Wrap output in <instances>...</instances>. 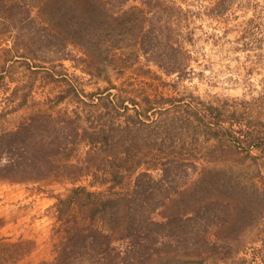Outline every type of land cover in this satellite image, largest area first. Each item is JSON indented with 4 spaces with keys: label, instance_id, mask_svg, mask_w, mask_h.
I'll use <instances>...</instances> for the list:
<instances>
[{
    "label": "trees",
    "instance_id": "1",
    "mask_svg": "<svg viewBox=\"0 0 264 264\" xmlns=\"http://www.w3.org/2000/svg\"><path fill=\"white\" fill-rule=\"evenodd\" d=\"M131 1L136 10L127 12ZM37 8L42 12L34 13ZM186 14L173 0H0V19L15 31L10 59L48 68L53 77L57 71L65 84L58 101L70 96L78 103L72 111L37 109L15 129L0 133V182L65 177L75 184L73 200L90 206L88 223L69 218L55 257L40 264H147L167 250L188 256L190 263L209 257L214 263L241 264L237 254L253 241L260 246L250 264H264V227L253 224V217L264 216V186L257 182L243 181L238 189L228 186L188 209L153 216L173 197L186 195L201 159L235 154L245 160L261 143L260 128L244 129L237 108L226 102L208 103L187 88L179 95L160 93L145 80L116 84L107 72L112 67L119 78L140 64L143 71L154 66L166 76L189 74L192 56L179 30ZM185 35L192 37L189 31ZM65 61L107 84L87 90L97 79L69 75ZM92 61L97 70L82 67ZM227 112L234 118H224ZM201 131L214 140L206 150ZM82 178L91 179L88 187L94 189L77 185ZM192 183L204 191V177ZM110 205L105 230L94 222ZM248 217L252 222L245 224ZM30 243L0 242V264H16L30 252Z\"/></svg>",
    "mask_w": 264,
    "mask_h": 264
},
{
    "label": "rangeland",
    "instance_id": "2",
    "mask_svg": "<svg viewBox=\"0 0 264 264\" xmlns=\"http://www.w3.org/2000/svg\"><path fill=\"white\" fill-rule=\"evenodd\" d=\"M173 1L187 11L179 30L183 36L181 44L192 56L189 74L183 78L166 76L154 66H151L149 72L141 70L140 64H137L119 78L112 67H107L109 77L116 84L128 80H145L157 86V92L169 95H179L187 88L188 92L208 103L220 105L226 102L228 108H237L239 122L245 124L244 129L260 128L262 139L258 147H252L251 155L245 160L235 154L213 162L201 159L198 171L189 177L186 195L173 197L166 207L154 213L153 216L158 219L175 210L188 209L192 202L199 203L205 198H213V194L228 186L231 190L238 189L243 181L248 184L257 182L258 186H264V0ZM135 5L136 2L131 1L125 10H136ZM38 10L42 12L37 8L34 13ZM187 31L191 32L190 40L186 38ZM14 34L9 23L0 19V75L3 74L0 76V133L15 129L37 109L72 111L78 105L74 99L70 100V96L58 101L65 84L59 82L61 76L57 71H54L53 77L48 68L33 69L24 61L10 59L9 50L14 44ZM64 65L67 69L64 72L69 75L84 74L87 82L91 78L97 79L95 84L86 87L87 90H92L96 84H107L101 77H91L75 69L70 61H65ZM82 67L97 70L93 61ZM57 69L61 70V67ZM51 104L55 107L52 108ZM224 118L231 120L234 116L227 112ZM237 124L235 128L238 130ZM184 134L189 135L187 131ZM235 135L241 136V133L236 132ZM198 138L205 150L214 141L206 139L203 131L198 134ZM80 148L79 154L83 155L86 146ZM74 158L77 157L74 155ZM203 172L206 173L201 175ZM199 177H204L201 186L204 191L196 190L192 185V180ZM90 183L91 179L82 178L77 185H85L87 189L93 190L88 187ZM215 184L221 185L213 186ZM74 186L65 177L27 184L0 182V242H31L30 252L16 264H40L53 260L56 245L63 236L68 219L77 217L80 223H88L85 218L90 206L83 203V199L73 200L70 195ZM113 207L110 205L106 213L98 214L94 224L107 230L109 223L106 220ZM253 218L256 221L253 224L264 227V216ZM250 222V217L244 221L245 224ZM253 238L247 234L248 241H253ZM115 245L120 249L125 246L121 240L115 241ZM259 246L260 242L256 241L247 244L244 251L237 254V263L250 264L254 248ZM167 251L147 264H196L186 261L188 256ZM197 264L225 263H214L208 257L204 263Z\"/></svg>",
    "mask_w": 264,
    "mask_h": 264
}]
</instances>
